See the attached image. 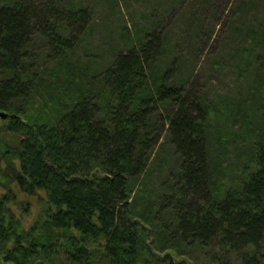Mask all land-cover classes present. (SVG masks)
Segmentation results:
<instances>
[{"label":"trees","instance_id":"trees-1","mask_svg":"<svg viewBox=\"0 0 264 264\" xmlns=\"http://www.w3.org/2000/svg\"><path fill=\"white\" fill-rule=\"evenodd\" d=\"M92 14L0 0V264H264V23L257 85L211 97L159 26L73 59Z\"/></svg>","mask_w":264,"mask_h":264},{"label":"rangeland","instance_id":"rangeland-1","mask_svg":"<svg viewBox=\"0 0 264 264\" xmlns=\"http://www.w3.org/2000/svg\"><path fill=\"white\" fill-rule=\"evenodd\" d=\"M75 1L93 14L91 28L82 35L73 59H90L102 68L118 52L126 50L125 34L132 38L137 28L159 26L169 38L173 54L182 59L191 86L200 87L211 97L224 94L238 97L257 85L254 73H246L247 62L241 58L246 55L243 48L250 51V59L262 53V43L255 35L264 23V0ZM36 46L43 65L44 41L39 39ZM253 67L256 65L250 69ZM4 192L0 186V195ZM19 199L32 202L29 217L32 221L37 199L25 194H19Z\"/></svg>","mask_w":264,"mask_h":264},{"label":"water","instance_id":"water-1","mask_svg":"<svg viewBox=\"0 0 264 264\" xmlns=\"http://www.w3.org/2000/svg\"><path fill=\"white\" fill-rule=\"evenodd\" d=\"M10 116L9 112L5 111V110H0V118L2 119H6Z\"/></svg>","mask_w":264,"mask_h":264}]
</instances>
